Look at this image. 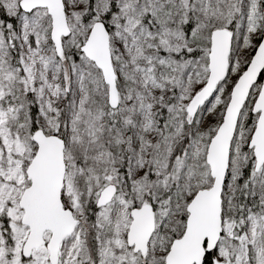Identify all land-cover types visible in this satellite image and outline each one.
Returning a JSON list of instances; mask_svg holds the SVG:
<instances>
[{
  "label": "snow or ice",
  "instance_id": "1",
  "mask_svg": "<svg viewBox=\"0 0 264 264\" xmlns=\"http://www.w3.org/2000/svg\"><path fill=\"white\" fill-rule=\"evenodd\" d=\"M0 264H264V0H0Z\"/></svg>",
  "mask_w": 264,
  "mask_h": 264
}]
</instances>
